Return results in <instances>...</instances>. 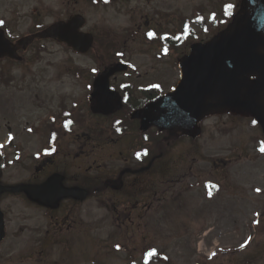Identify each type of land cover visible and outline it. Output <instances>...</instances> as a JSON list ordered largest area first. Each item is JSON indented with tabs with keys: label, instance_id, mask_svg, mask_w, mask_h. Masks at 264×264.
I'll return each mask as SVG.
<instances>
[{
	"label": "rangeland",
	"instance_id": "obj_1",
	"mask_svg": "<svg viewBox=\"0 0 264 264\" xmlns=\"http://www.w3.org/2000/svg\"><path fill=\"white\" fill-rule=\"evenodd\" d=\"M145 1L139 0L138 4L141 6ZM237 1H146L140 12L163 8L160 14L154 15L150 25L157 24L155 29L159 31L168 30L170 41L164 49L158 46V39L151 38L149 42L141 37L145 26L139 28V34H132L133 20L109 5L91 12L85 9L96 32L97 47L90 52H76L57 41L44 40L41 48L33 46L23 52L24 60L20 62L0 58V150L5 152L1 181H23L36 173L33 152L46 140L47 128L43 122L51 109L70 106L66 110H70L74 125L71 131H63L59 117L54 123L60 126L57 142L73 141L77 147L78 140H82L80 130L98 120L82 104L85 98L82 83L98 68L118 60L128 61L134 64V75L140 73L137 76L144 83L158 82L156 88L164 91L177 79L176 59L187 49V44L216 31L227 19L223 14L227 4ZM163 10H170V14H164ZM142 21L139 15L138 23ZM182 34L184 37L180 40ZM115 51L123 55L117 58L119 53ZM7 77L11 81H6ZM13 84H19L22 89H14ZM37 91H42L41 97H36ZM73 101L80 107L73 106ZM23 118L33 121L37 127L31 125L34 130L28 132H18L19 126L13 129L14 139L21 148L19 157L14 158L17 154L6 143L9 132L5 125H19ZM101 120L109 123L105 117ZM201 125L202 131L195 138L163 136L149 130L150 138L154 139L146 143L148 150L155 155L159 153L153 169L136 174L134 187H129L123 196L116 192V204L105 205L109 195L92 192L88 199L74 205L76 211L64 219L60 217L66 210L64 206L56 213L47 212L22 195L1 193L0 208L7 235L0 242V264H47L46 260L51 264H88L89 259L93 260L91 264H193L194 260L195 264H264V150L261 149L264 135L261 128L250 117L231 114L210 115ZM107 136L106 143L117 137L114 133ZM138 136L140 132L133 127V131H125L115 143L93 146L90 173L104 176L105 169L99 164L103 160L108 171L122 164L118 150L123 148L125 155L132 156L129 147L132 142L136 146ZM102 152H105L103 160ZM95 176L91 178L97 180ZM95 183L91 182V188ZM137 201L138 205L148 202L151 206L140 207L141 210L132 208L135 221L130 224L129 214L125 216V212ZM112 206L118 211L111 212ZM53 219H59L61 226L58 238L72 241L75 236L84 235L90 239L88 259L70 260L74 255L69 260L63 259L70 255L62 251L63 245L58 246L55 262L47 256L28 252L27 244L45 227L46 221ZM121 219L128 226L121 224ZM154 250L160 256L156 260L152 258L156 256Z\"/></svg>",
	"mask_w": 264,
	"mask_h": 264
},
{
	"label": "flooded vegetation",
	"instance_id": "obj_2",
	"mask_svg": "<svg viewBox=\"0 0 264 264\" xmlns=\"http://www.w3.org/2000/svg\"><path fill=\"white\" fill-rule=\"evenodd\" d=\"M146 1L150 3L151 0ZM138 2L139 0H61L60 3H58L57 0H0V36L2 37L0 40L8 44L5 47H0V49H5L7 51V53L0 54V58L6 59L8 62L13 60L20 62L24 60L22 55L23 52L33 46L41 48L40 43L44 44V40L60 42L76 52H90L97 47L96 37L94 35L96 32L92 29L95 25L88 21L85 9L91 12L109 5H112L116 12L124 13L133 20L135 28L132 29V34H139V28L145 26L142 30L141 37L147 39L146 41L149 42L151 38L158 39V46L164 49L166 43L170 41L168 30L159 31L155 29L158 28L157 24L150 25V21L154 19V15L160 14L163 8L155 9L152 6L151 8H154L156 13L153 12L154 9L150 12L149 10L142 9L140 12L139 10L143 7V3L145 5V2H143L141 6ZM237 2L230 5L227 4L226 10H228L229 14L226 17V22L235 11ZM163 13L170 14V10H163ZM139 15L143 20L141 24L138 23ZM77 21L80 23H76ZM226 22H223L221 26H224ZM60 26L64 28L75 26L77 32H92L93 38L90 40V45L85 51L77 49L73 44L70 45L68 40L60 37ZM122 29L124 28L120 30ZM110 31L113 32L112 30ZM107 33L112 37L111 33ZM107 33L104 34V39H106ZM87 35L90 36V34ZM69 39L72 40L71 38ZM99 42L102 43V39ZM115 52L119 53L117 58L123 55V53L118 51ZM118 61H123L124 63L121 62L123 65L118 64V62L108 65L105 64L98 68L96 73L85 79L82 83L85 90V98H82V104L87 108V111L94 113L95 116L98 117V120L94 123H89L80 130L81 137L80 134H77V136L82 140H78L77 147L73 145L75 143L73 141L64 142L63 144L62 142H57L60 126L63 131H71L74 125V119L70 117V110H66L70 106L66 107L63 105L65 110L56 108V111L51 109V111L47 113L45 121L43 122V125L47 128L46 140L40 143L41 145L38 146L39 150L37 149L33 152V157L36 159L32 164L36 173L34 172L31 178L23 180L26 182L40 183L53 174H59L61 175L60 184L62 186L86 189V197L84 196V198L75 195L61 194L57 197L56 202L53 204H56V206H52L53 208L39 205L45 210L48 208V212L55 213L60 207H66L65 212L60 216L64 217V219L66 216L76 211L74 205L88 199L91 193V177L96 175V173L91 174L88 170L91 164V148L93 146L95 147V145H107L108 142L115 143L125 131L129 129L130 132L133 131V127L138 129L139 120L138 118L131 117V111L160 94V91H158L159 89H156L154 84L151 82L144 83L143 79L137 76L140 73L134 75V72H132L135 70L134 64L124 60ZM118 65L120 67L116 68L114 72L106 78V94L104 93L103 96L101 95L102 97L99 98L96 92L101 89V82L104 79V75L109 69L117 67ZM119 74H122V76H119ZM6 81H11V78L7 77ZM13 88L22 89L19 84H13ZM42 91H37L36 97H41V94H43ZM72 105L80 107L75 101L72 102ZM59 117L61 118L60 126H57V124L54 123ZM102 117L109 119V123L102 121ZM79 118L81 117L79 116ZM31 125L36 126L33 121L30 122L29 119L24 118L19 125H5L6 131L9 132L6 143L9 147L15 149V154L20 155L21 148L14 139L12 131L14 133L16 132L13 129L19 126L18 132H28L30 129L33 131L34 129L33 127L31 128ZM55 128H57V133ZM110 130H112V132ZM149 130L154 131V128L150 127L146 131L137 130L140 132V137L138 136L137 138L140 139L136 141L135 147H133L135 142L130 144L129 148L131 149V153H133L132 156L125 155L123 153V148H120L117 155L118 159L123 163L111 167L109 171L106 168L105 160H103L105 159L103 157L105 156V152L101 153L102 156L100 158L103 161L99 164L105 169V172L104 176L98 175L95 177H97V179L100 178V181L102 180L101 189L99 190L100 193H107V195H109L105 201V205L116 204V200L114 199V194L116 192L123 196L125 192H128L127 190L129 187H134L133 183L136 179V174L141 171L148 172L150 169H153L159 153H157V155L154 153L149 154V151L146 149L148 148L146 143L149 142V139L153 141V136L150 138L148 135ZM48 132L50 133L48 134ZM108 133H114L118 136L113 140H108L106 143L105 140L108 138ZM145 133L146 135H144ZM61 136L59 137L61 138ZM164 136L168 135L165 134ZM78 147H80V151L77 150ZM19 155L17 157H19ZM22 157L23 155L21 158ZM142 162L145 164H140ZM138 164L139 166H137ZM73 170L75 172H73ZM113 174L114 176H112ZM18 193L27 195L25 190L19 191ZM146 206L150 207L151 205L148 204V202L145 204L142 202L138 205L137 201L127 209L125 216L129 214L130 224H133L135 221L132 217V208L140 209V207ZM112 207L113 210H111V212L114 210L118 211L114 209L116 206ZM56 217H58V214ZM64 222L65 221L62 220V225ZM120 223L123 224L127 222L121 219ZM128 224L129 223L125 224V226H128ZM44 226V228H40L41 230L39 232L37 231L35 239L27 244L30 248L28 252L35 253L39 257L47 256L55 262L57 259L56 255L58 256L59 252L58 246L63 245L64 249L62 251H66V253L70 252V255L68 257L64 256L63 259L69 260L68 258L71 257V255L75 256V258L70 259L72 261L86 260L90 257V239L88 237L85 238L84 235L82 237L75 236L72 241L58 238V231L59 228H61L59 219H53L50 222L46 221ZM120 236L121 235H119V237ZM4 239L5 237L1 241ZM46 252L49 254L46 255ZM43 253H45V255ZM206 255L208 259L209 254ZM196 262L198 263L199 260L196 259ZM46 263L51 264L49 260H46ZM193 264H195V260Z\"/></svg>",
	"mask_w": 264,
	"mask_h": 264
},
{
	"label": "water",
	"instance_id": "obj_3",
	"mask_svg": "<svg viewBox=\"0 0 264 264\" xmlns=\"http://www.w3.org/2000/svg\"><path fill=\"white\" fill-rule=\"evenodd\" d=\"M59 33L79 49L90 45L91 37L77 32L75 26H60ZM7 45L0 40V47ZM4 52L0 49V54ZM178 66L180 76L171 90L132 112L140 118L141 128L155 124L159 130L194 137L200 133L199 121L205 115L231 112L253 116L264 131V0H240L226 26L204 41L191 43ZM114 69L104 75L96 92L99 98L106 94V78ZM59 180L60 175H53L40 184H0V190L27 189L45 203L62 193L83 195L82 191L64 189Z\"/></svg>",
	"mask_w": 264,
	"mask_h": 264
},
{
	"label": "snow or ice",
	"instance_id": "obj_4",
	"mask_svg": "<svg viewBox=\"0 0 264 264\" xmlns=\"http://www.w3.org/2000/svg\"><path fill=\"white\" fill-rule=\"evenodd\" d=\"M93 71H96V69H93ZM262 150H264V149H262ZM150 255H151V253H150Z\"/></svg>",
	"mask_w": 264,
	"mask_h": 264
}]
</instances>
